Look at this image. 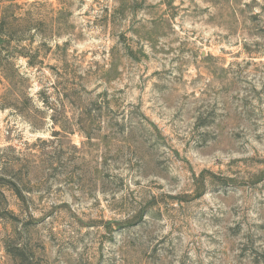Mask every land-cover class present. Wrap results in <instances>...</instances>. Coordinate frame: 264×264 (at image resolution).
Instances as JSON below:
<instances>
[{
    "label": "rangeland",
    "instance_id": "1",
    "mask_svg": "<svg viewBox=\"0 0 264 264\" xmlns=\"http://www.w3.org/2000/svg\"><path fill=\"white\" fill-rule=\"evenodd\" d=\"M0 264H264V0H0Z\"/></svg>",
    "mask_w": 264,
    "mask_h": 264
}]
</instances>
